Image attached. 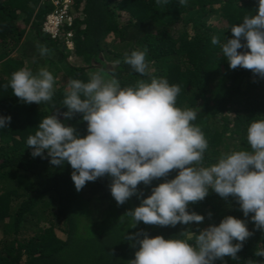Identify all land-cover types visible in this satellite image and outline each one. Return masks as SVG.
<instances>
[{
	"label": "trees",
	"instance_id": "1",
	"mask_svg": "<svg viewBox=\"0 0 264 264\" xmlns=\"http://www.w3.org/2000/svg\"><path fill=\"white\" fill-rule=\"evenodd\" d=\"M51 4L50 0H0V114L11 116L8 129L0 130V264H129L139 247H132L129 234L144 230L150 237L165 239L185 231L198 234L227 215L246 220L253 235L236 260L226 256L216 264L264 262V257L255 256L257 248L264 247V231L256 229L253 214L244 217L231 196L224 199L210 190L204 200L190 204L189 211L205 217L199 225L140 222L131 228L125 214L139 206L137 196L119 205L111 195L108 175L86 182L77 191L70 164L52 165L47 152L44 158L33 157V148L26 143L40 120L50 114L86 135L87 122L80 114L71 119L63 116L67 109L61 101L69 81H87L90 72L103 68L122 86L132 85L141 77L123 62L124 57L147 49L152 74L180 85L177 105L199 109L194 123L209 141L205 163L246 148L249 121L264 116V78L239 66L231 69L211 38H233L230 27L255 14L257 0H189L187 5L170 0L166 6L155 0H70L72 51L65 48L61 33L57 40L42 33L46 15L54 9ZM41 46L49 50L47 55H41ZM24 67L33 72L46 67L54 74L52 102L26 104L10 87H2ZM177 174L173 170L151 185L141 183V198Z\"/></svg>",
	"mask_w": 264,
	"mask_h": 264
},
{
	"label": "clouds",
	"instance_id": "2",
	"mask_svg": "<svg viewBox=\"0 0 264 264\" xmlns=\"http://www.w3.org/2000/svg\"><path fill=\"white\" fill-rule=\"evenodd\" d=\"M50 1L54 9L46 15L42 33L52 40L61 33L65 48L72 51L70 0L66 18L55 33L47 31L44 24L62 8L64 0H59L58 7ZM155 2L166 6L170 0ZM177 2L187 5L189 0ZM257 4L255 14L244 16L242 22L230 27L233 38L221 40L214 35L211 44L220 48L231 69L239 66L264 78V0H257ZM40 51L47 55L49 50L41 46ZM146 57L147 49L125 55L123 62L141 77L132 85L122 86L103 68L90 72L87 81L71 79L61 101L67 109L63 116L71 119L80 114L87 122V134L79 135L56 114L47 115L27 138L32 156L44 158L47 152L52 165L70 164L77 191L86 182L110 176V192L119 205L134 195L140 199L139 206L125 214L131 228L140 222L172 227L178 223L199 225L205 217L189 211V206L204 200L212 190L221 198H234L244 217L253 214L250 218L256 229L264 231V116L249 121L246 148L230 150L214 162L205 163L209 141L194 123L199 109L179 107L180 85L153 75ZM55 83L48 68L33 72L24 67L14 71L2 87H10L12 94L26 104L41 105L53 101ZM10 122V115L0 114V130L8 129ZM173 170H178L174 178L152 187L151 194L141 198V183L151 185ZM252 235L247 221L232 215L225 216L218 225L211 223L198 230V234L185 231L168 239L162 235L150 237L140 230L127 236L132 247L139 245L129 264H216L226 256L236 260ZM255 256L264 257V247L257 248ZM247 264L264 262L249 260Z\"/></svg>",
	"mask_w": 264,
	"mask_h": 264
},
{
	"label": "built area",
	"instance_id": "3",
	"mask_svg": "<svg viewBox=\"0 0 264 264\" xmlns=\"http://www.w3.org/2000/svg\"><path fill=\"white\" fill-rule=\"evenodd\" d=\"M53 4L57 7L61 5L59 0H54ZM67 4H68L67 0L62 1V8L56 10L51 16L47 18V22L44 24V28L47 31H50L51 33H55L57 31V28L66 18L65 16L67 13Z\"/></svg>",
	"mask_w": 264,
	"mask_h": 264
},
{
	"label": "rangeland",
	"instance_id": "4",
	"mask_svg": "<svg viewBox=\"0 0 264 264\" xmlns=\"http://www.w3.org/2000/svg\"><path fill=\"white\" fill-rule=\"evenodd\" d=\"M13 56H16L15 54Z\"/></svg>",
	"mask_w": 264,
	"mask_h": 264
}]
</instances>
